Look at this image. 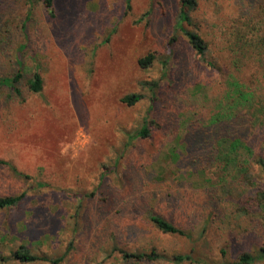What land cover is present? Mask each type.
Listing matches in <instances>:
<instances>
[{
    "label": "rangeland",
    "instance_id": "374dc122",
    "mask_svg": "<svg viewBox=\"0 0 264 264\" xmlns=\"http://www.w3.org/2000/svg\"><path fill=\"white\" fill-rule=\"evenodd\" d=\"M178 3L53 0L50 14L43 0H0V78L22 73L20 98L0 86V159L29 176L0 169V196L26 193L0 210V264H21L12 258L20 246L59 264H231L264 246L259 214L239 210L264 193V172L248 158L224 168L182 155L190 126L215 112L227 46L237 31L250 37L249 27L237 0H197L201 60L174 32ZM263 68L249 59L237 74L254 90L261 123ZM35 72L39 93L26 86ZM133 93L144 98L121 103ZM143 126L149 137H134ZM255 151L264 157V143ZM148 213L186 236L159 232ZM151 249L159 259L125 262L118 252ZM177 255L194 262L176 263Z\"/></svg>",
    "mask_w": 264,
    "mask_h": 264
},
{
    "label": "trees",
    "instance_id": "16d2710c",
    "mask_svg": "<svg viewBox=\"0 0 264 264\" xmlns=\"http://www.w3.org/2000/svg\"><path fill=\"white\" fill-rule=\"evenodd\" d=\"M43 4L47 11L52 14L53 0H43ZM178 4L174 32L182 35L195 55L204 60L207 45L203 38L192 29L191 13L197 7V0H179ZM237 4L241 18L246 21L244 25L247 24L249 27L250 31L247 34L250 37H246L241 31H237L234 39L227 46L229 57L225 69H229V73L224 81V89L215 103V112L210 115L209 119L201 120V123H194L190 126L191 130L187 132V141L184 143L182 155L183 158L187 159L189 165L209 167V165L218 162L224 168H229V166L236 168L241 158H248L264 172V157L255 153L257 146L264 143L262 137V135L264 136V122H259V117L255 111L261 106L256 103L254 90L237 77L238 71L249 59L257 62V58H259V61L264 65V0H237ZM153 58L152 54L141 58L138 61L139 66L147 68L151 65ZM208 64L213 66L211 63ZM220 71H223L222 68ZM21 77L22 73L19 70L10 78H0V86L9 87L15 96L20 98L22 92L18 84ZM261 79L264 80V68ZM42 84L41 75L35 72L27 81L26 86L31 93H39L42 90ZM143 98L142 94L133 93L124 96L121 103L126 106H133ZM149 135L148 128L143 126L134 137L147 138ZM239 150H242L245 155L240 157ZM2 168L10 170L24 180H29L28 175L19 172L10 162L0 159V169ZM35 187L43 189L48 188L49 185L37 182ZM261 192H252L246 203L247 207L244 206L239 210L247 215L251 211L257 212L260 218V227L264 232V198L260 199L264 193ZM25 194L23 192L14 196H0V210L16 207L25 198ZM147 219L163 234L186 236L182 229L160 215L148 213ZM118 252L125 262L138 263L159 259V255L155 254L152 249L133 252L118 250ZM12 258L21 264L38 262L59 264L63 259L62 257L49 259L44 256L32 255L23 246L12 252ZM174 260L176 263L194 262L190 255H177ZM262 260H264V246H260L253 253L241 254L237 261L231 264H254Z\"/></svg>",
    "mask_w": 264,
    "mask_h": 264
}]
</instances>
